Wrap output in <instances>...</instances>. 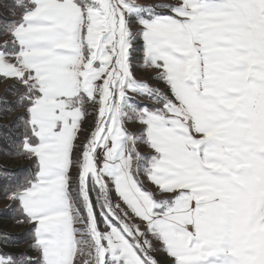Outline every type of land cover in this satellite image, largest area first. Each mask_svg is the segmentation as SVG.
Segmentation results:
<instances>
[{
	"label": "snow or ice",
	"instance_id": "snow-or-ice-1",
	"mask_svg": "<svg viewBox=\"0 0 264 264\" xmlns=\"http://www.w3.org/2000/svg\"><path fill=\"white\" fill-rule=\"evenodd\" d=\"M15 7L0 78L35 172L7 195L38 256L0 264H264V0Z\"/></svg>",
	"mask_w": 264,
	"mask_h": 264
},
{
	"label": "rangeland",
	"instance_id": "rangeland-1",
	"mask_svg": "<svg viewBox=\"0 0 264 264\" xmlns=\"http://www.w3.org/2000/svg\"><path fill=\"white\" fill-rule=\"evenodd\" d=\"M138 3H170V2H174V0H137ZM0 6H2L0 4ZM9 16H11V13L8 14ZM11 19L13 17H10ZM135 27V26H134ZM7 36H0V43H2L5 39H7ZM138 43V42H137ZM137 44H134V47H136ZM132 56V67H133V71L134 74L136 75L137 79L140 80H145L147 81L152 87H156V88H160L162 90H164L165 92H167V86L164 85L161 81L153 79V77H155L156 73L154 70L149 69V68H145L143 67V56H142V52L137 50L132 52L131 54ZM15 85V81L14 80H5L0 78V97L1 99L4 100L5 106L3 105V102L0 103L1 107H0V123H10L13 121V126L11 127L12 130V137L10 138V143L11 145L6 144L5 142L7 141V139L4 141V145H2L0 143V163H3L4 165H6L7 167H12V168H16L19 166H23L26 164H29L31 162H34L35 158H29L28 156H26V154H24L21 150L22 148V143L24 139V136L26 134V129L24 126V122L21 119H18V117H22L25 114V109L24 108H11V116L10 117H4V114L2 113V109H4V107H14L15 105L17 106V99L13 100H7L8 98L6 97L7 94H15V87H10ZM8 92V93H6ZM7 98V99H5ZM0 99V101H1ZM11 99V98H10ZM138 99H141L138 97ZM10 104L13 105H9ZM15 103H14V102ZM8 102V103H6ZM142 103L145 104H150L151 101L143 99ZM8 104V105H6ZM93 108L92 107H88V112L89 115L86 117L84 124H83V128L85 130H89L92 127H94V122H93ZM22 113V116H19V114ZM138 127V125L134 126V125H129L130 130H135ZM2 129L0 128V134H3L2 136L5 137V134L1 132ZM16 135V138H15ZM20 138V139H19ZM12 139V140H11ZM84 139V134L82 133L80 135V140ZM1 140V138H0ZM9 143V144H10ZM79 143V141H78ZM9 147V150H8ZM14 150V151H10V150ZM144 151H148V149H143ZM13 153V154H12ZM11 154V155H10ZM73 175H75V170H73ZM13 202V200L7 198H0V210H4L6 209L11 203ZM1 229L8 231L9 233H20V235H23V237H26V234L23 233V231L25 232V227H30V224H24V223H18L16 221H9V220H4L1 224H0ZM101 228H103V225H101ZM22 233V234H21ZM7 236V235H4ZM28 237V236H27ZM7 243H13V240L10 237H6L5 238ZM23 242V240H22ZM28 242L22 244V246L18 247L20 252H26L28 255H32V256H37L38 253L34 251L33 248L30 247V244H27ZM3 244L0 242V251L3 252ZM10 252V251H8ZM153 255L157 258V260L160 262V264H171V258H169L163 251L160 252H155L153 253Z\"/></svg>",
	"mask_w": 264,
	"mask_h": 264
},
{
	"label": "trees",
	"instance_id": "trees-1",
	"mask_svg": "<svg viewBox=\"0 0 264 264\" xmlns=\"http://www.w3.org/2000/svg\"><path fill=\"white\" fill-rule=\"evenodd\" d=\"M0 4L2 5V6H0V21H10V20H19L20 19V16H19L20 10L15 7V0H0ZM9 13H11V16L8 15ZM10 17H13V18L11 19ZM6 93H8V92H6ZM6 97L8 98V99L5 98L7 100H13V98L18 99L16 93L13 95L7 94ZM0 99H1V97H0ZM2 102H3V105L5 106L3 99H1L0 103H2ZM8 102H9V105H13V104H10V101H8ZM8 102H6V103H8ZM6 105H8V104H6ZM15 107L17 109L23 108V107L19 106L18 104H17V106L15 105L14 107H12V106H10L9 108L4 107V109H2V113L4 114V117H10L12 114V112L10 110H11V108H15ZM19 116H22V113H20ZM13 124H14L13 121L8 123V124L5 122L0 123V128L2 129L1 132L5 134V137L2 136L3 134H0V138H1L0 143L2 145H4L5 143L8 145H11L10 138H13L11 127L13 126ZM15 138H16V135H15ZM6 139H7V141L4 143V141ZM21 140H24V139H21ZM8 150H9V147H8ZM21 150H22V148H21ZM10 151H14V150L12 149ZM34 172H35L34 162H31L29 164L19 166L16 168L7 167L3 163H0V198H7L8 197L7 193L9 191L16 190L17 188L23 186L26 183V181L32 177ZM21 219H24V217H23V214L20 210V205H19L18 201L13 200V202L6 209L0 210V224L4 220L17 222L18 220H21ZM24 224H27V223L25 222ZM32 228H33V226L31 224H30V227H27V228L25 227V232L23 231V233L26 234V237H23V235H20V233L19 234L18 233H9L8 231L1 229V227H0V242L3 244L2 245L3 246V252L12 253V254L26 253V252H20L18 247L22 246V244H24L26 242H28L27 244L32 245V243H33ZM4 235H7L6 237H10L13 240V243H7ZM22 240H23V242H22ZM8 251H10V252H8ZM32 257L35 258V256H32Z\"/></svg>",
	"mask_w": 264,
	"mask_h": 264
}]
</instances>
